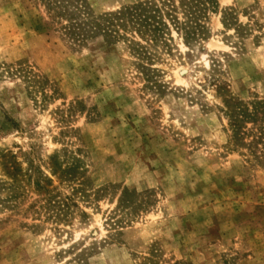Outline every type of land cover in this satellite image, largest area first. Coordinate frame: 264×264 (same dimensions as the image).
Wrapping results in <instances>:
<instances>
[{
  "label": "rangeland",
  "instance_id": "obj_1",
  "mask_svg": "<svg viewBox=\"0 0 264 264\" xmlns=\"http://www.w3.org/2000/svg\"><path fill=\"white\" fill-rule=\"evenodd\" d=\"M0 264H264V0H0Z\"/></svg>",
  "mask_w": 264,
  "mask_h": 264
},
{
  "label": "trees",
  "instance_id": "obj_2",
  "mask_svg": "<svg viewBox=\"0 0 264 264\" xmlns=\"http://www.w3.org/2000/svg\"><path fill=\"white\" fill-rule=\"evenodd\" d=\"M161 9L155 2H148L141 5H137L133 8L126 9L120 14L114 15L117 21L123 25L124 23L137 26L139 28H145L146 30L152 31L153 33L158 32L160 26H163L161 22ZM250 114L247 111L240 112V119L234 120L231 127L235 129L233 137L235 138L239 134V123L243 122V118L249 117ZM255 116V114L253 115Z\"/></svg>",
  "mask_w": 264,
  "mask_h": 264
}]
</instances>
